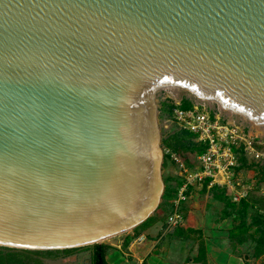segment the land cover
<instances>
[{
    "label": "water",
    "instance_id": "obj_1",
    "mask_svg": "<svg viewBox=\"0 0 264 264\" xmlns=\"http://www.w3.org/2000/svg\"><path fill=\"white\" fill-rule=\"evenodd\" d=\"M169 88L264 126V0H0V246L102 244L153 216Z\"/></svg>",
    "mask_w": 264,
    "mask_h": 264
},
{
    "label": "rangeland",
    "instance_id": "obj_2",
    "mask_svg": "<svg viewBox=\"0 0 264 264\" xmlns=\"http://www.w3.org/2000/svg\"><path fill=\"white\" fill-rule=\"evenodd\" d=\"M189 99L194 104H203L210 109H215L219 114L229 119V121L236 122L240 125H247L250 130L259 136V139L264 141V126H255L246 121L243 117L232 115L226 111H221L211 102L201 101L189 92L183 89L169 88L161 90L158 93V104L160 108V123L162 130V140L167 138L176 130V123L168 118L167 112H162V103L168 102L180 105L184 100ZM258 127V128H257ZM164 147V146H163ZM168 149L164 147L166 154ZM178 155L182 159H187L189 162H195V155L190 152H180ZM249 171L242 170L238 181L240 182L239 190L249 188L250 193L248 198L251 205L247 211L246 224L243 226L242 219L234 217L230 214L232 207L227 205V202H234L227 198V202L219 200L214 197V193H221L224 188H217L214 191L213 187H208L204 190L203 185L194 183L189 187L188 199L182 203V210L184 213V221L174 227H169L166 223V218L170 214L171 206L165 202L164 195L159 208L153 214V223H159L158 230L149 235L150 239L158 241L156 251H161L166 258L171 260H188L192 258H209L215 260L219 264H264V254L260 257L254 256L255 241L250 236L253 232L256 233L257 228H264L263 223L252 225L254 218L264 219V209H260L264 205V201L256 202V206L252 204L256 199L264 195V181L261 169L251 168ZM183 171L179 166L174 165L171 161H167L163 168V176L165 180V192L168 186L175 187L177 180L183 175ZM226 190V189H225ZM164 192V194H165ZM263 193V194H262ZM150 223V224H151ZM251 225V227H250ZM147 227V226H146ZM176 227V228H175ZM171 228L177 231L178 236H184L182 242L170 241L168 234H171ZM145 228H140L142 230ZM134 230L127 233L110 238L104 242L117 244L119 239L124 238L126 234L135 236ZM167 236V237H166ZM185 236L187 238L185 239ZM245 238L244 242H238V238ZM120 239V240H121ZM108 248L106 249L107 252ZM166 250V251H165ZM180 250L182 252H180ZM125 257H128V252L123 250ZM2 254L13 253L18 254V258L11 257L12 260H25L27 264H94V246L88 245L78 247L76 249L60 250L58 252H36V251H20L18 249L0 246ZM123 252V253H124ZM167 253V254H166ZM20 254V256H19ZM203 259V258H201ZM154 260V258H150Z\"/></svg>",
    "mask_w": 264,
    "mask_h": 264
},
{
    "label": "built area",
    "instance_id": "obj_3",
    "mask_svg": "<svg viewBox=\"0 0 264 264\" xmlns=\"http://www.w3.org/2000/svg\"><path fill=\"white\" fill-rule=\"evenodd\" d=\"M170 120L193 133L196 141L206 145V149L196 156L195 169L187 168L176 153L171 154L172 160L183 171L185 181L179 188L172 212L166 219L168 226L174 227L184 221L182 203L188 199L189 187L194 183L207 182L210 188H224L234 202L248 199L251 189L239 190L238 178L243 174L242 170L249 171L239 169L241 157L250 160L248 163L263 161L264 141L249 126L229 121L215 109L203 104H194L188 109L177 105Z\"/></svg>",
    "mask_w": 264,
    "mask_h": 264
},
{
    "label": "trees",
    "instance_id": "obj_4",
    "mask_svg": "<svg viewBox=\"0 0 264 264\" xmlns=\"http://www.w3.org/2000/svg\"><path fill=\"white\" fill-rule=\"evenodd\" d=\"M193 105H194L193 101L186 99L179 106L181 108L188 109V108L193 107ZM176 106H177L176 104H173V103L169 104L168 102H164V103H162L161 111L167 112L168 118L171 119L172 111H173L174 107H176ZM175 126H176V130L172 134H170L167 138H163V140H162L163 146L166 149H168V152L165 154L164 165H166L167 161H169V162L171 161L174 165L176 164L171 158L172 153H176L178 155V153L180 154V152H190V153H193L195 155V162L194 163L189 162V160H187V159L186 160L182 159L180 155H178V156L182 159V161L184 162V165L187 168L195 169L196 156L205 151L206 145L201 144L198 141H196V136L193 133L182 129L179 125H175ZM249 161L250 160H248L247 158L242 156L241 157V165L239 166V169H251V168L257 169V168H259V169H261V173L263 174L262 180L264 181V160L260 161L259 163L255 162V161L248 163ZM176 165L179 166L178 164H176ZM184 181H185V176L183 174L177 180V184L175 185V187L168 186L166 189V192L164 194V199H165V202L171 206L170 213L172 212L173 203H174V200L176 199L178 190L182 186ZM203 187H204V190L208 188L207 182L204 183ZM217 188H219V187L214 186L212 189L214 191H216ZM214 197L219 199V200L226 201V202H227V198L232 200L231 197L229 196V192L225 189L221 193H217V192L214 193ZM260 201H264V195H261V197L256 199L255 202L252 201V204L254 206H256L255 205L256 202H260ZM227 205L232 207L230 214H232L234 217L241 218L242 223H243L242 225L245 226L247 211H248L249 206L251 205L250 199L249 198L243 199L238 204H234L233 202L228 201ZM260 209H264V205L261 206ZM153 220H154L153 217H150L148 220H146L140 226L136 227L134 229V231H136L135 236L144 230V229H142V230H138V229H140V228L146 229L147 227L152 225L151 222ZM263 221H264V219L260 220L259 218H254L252 225L259 224L260 222L263 223ZM250 227H251V225H250ZM256 233H259L258 237L256 236V234L254 232L252 234H250V236L256 242L255 248H254V256L260 257L261 255L264 254V228H257ZM131 239H132V236L128 235L127 240H126V245L129 244ZM244 240H246V239L240 238V237L238 238V242H240V243L244 242ZM93 246H94L95 264H108L106 261V249L108 246L104 243L94 244ZM10 249H12V248H10ZM70 249H76V248H70ZM18 250L26 251V252L27 251L28 252H30V251L42 252V250L41 251L40 250H25V249H18ZM63 250H69V249H63ZM43 251L58 252L60 250H43ZM17 256H18V254H16V253L15 254H13V253L2 254L0 252V264H27V262H25V260H12L11 257L18 258ZM19 256H20V254H19Z\"/></svg>",
    "mask_w": 264,
    "mask_h": 264
},
{
    "label": "crops",
    "instance_id": "obj_5",
    "mask_svg": "<svg viewBox=\"0 0 264 264\" xmlns=\"http://www.w3.org/2000/svg\"><path fill=\"white\" fill-rule=\"evenodd\" d=\"M159 227V223H153L146 229H144L141 233H139L136 236H132V239L130 240L129 244L126 245L127 236L130 235L129 233L124 236V238L119 239V243L113 244V243H107L108 250L106 252V261L108 264H219L215 260H210L208 257L204 258H192L185 260H171L170 258H166L162 254V250H164L162 247L159 248L161 251H156V245L158 241L155 239H150L149 235L153 232L157 231ZM176 228V227H175ZM171 234H168V237H170V241H178L182 242L184 240V236H178L176 233L177 231H174L173 228H171ZM167 237V236H166ZM187 236H185V239ZM127 250L128 257L123 256L122 254H125L123 251ZM166 251V250H165ZM124 252V253H123ZM180 252H182L180 250ZM122 253V254H121ZM167 254V253H166ZM150 258H154V260H150ZM95 264V260H93Z\"/></svg>",
    "mask_w": 264,
    "mask_h": 264
},
{
    "label": "bare ground",
    "instance_id": "obj_6",
    "mask_svg": "<svg viewBox=\"0 0 264 264\" xmlns=\"http://www.w3.org/2000/svg\"><path fill=\"white\" fill-rule=\"evenodd\" d=\"M258 128V127H257Z\"/></svg>",
    "mask_w": 264,
    "mask_h": 264
}]
</instances>
